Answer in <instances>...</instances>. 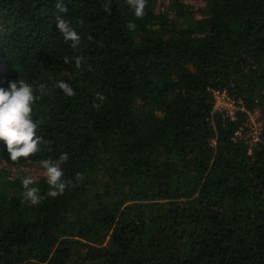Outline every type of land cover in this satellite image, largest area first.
I'll use <instances>...</instances> for the list:
<instances>
[{"label":"trees","instance_id":"16d2710c","mask_svg":"<svg viewBox=\"0 0 264 264\" xmlns=\"http://www.w3.org/2000/svg\"><path fill=\"white\" fill-rule=\"evenodd\" d=\"M171 1L173 18L147 0L138 19L126 0H59L63 13L57 0H0V88L33 86L43 138L15 163L0 142V161L67 152L73 182L49 198L39 177L44 199L29 205L22 179L0 167V264H264V0H205L199 16ZM77 55L81 69L64 63ZM210 88L259 110L251 153L233 138L246 111L212 114Z\"/></svg>","mask_w":264,"mask_h":264},{"label":"clouds","instance_id":"9594fccd","mask_svg":"<svg viewBox=\"0 0 264 264\" xmlns=\"http://www.w3.org/2000/svg\"><path fill=\"white\" fill-rule=\"evenodd\" d=\"M127 5L133 10L136 18L141 19L145 15V8L147 7V0H126ZM57 7L60 12H66L67 9L57 0ZM104 11L110 12L109 5L105 3ZM83 24V21H80ZM56 27L63 36L65 43L70 42L72 49H77L80 45V35L72 26L70 20L61 15L56 17ZM129 29H135V24L129 22L127 25ZM65 64L74 63L75 68L81 69L84 60L80 55L74 57H65ZM91 66L89 65V69ZM45 85L40 84L37 89L41 95L44 94ZM55 87L62 90L66 96H74L73 88L64 81H58ZM40 97L35 94L33 86L24 80H13L9 82L8 88H0V142L6 148L9 159L15 163L21 159H28L40 151L42 136H38L37 132L42 121L33 118V104ZM107 97L100 93H96V100L100 103H93V107L99 109ZM69 154L62 152L55 160L45 159L41 162V175L46 179L48 190L46 197L55 198L63 195L69 186H73L71 180L64 179L62 164L69 160ZM75 179L83 181L82 173H76ZM37 180L32 177H25L22 180L21 203L29 205L39 204L43 196L40 194L38 187H33Z\"/></svg>","mask_w":264,"mask_h":264},{"label":"built area","instance_id":"2783aa9c","mask_svg":"<svg viewBox=\"0 0 264 264\" xmlns=\"http://www.w3.org/2000/svg\"><path fill=\"white\" fill-rule=\"evenodd\" d=\"M212 94V110L211 113H220L223 117L230 120L236 118V113L239 110L246 111V119L241 126L234 132V140H242L248 147V153H251L252 148L258 141L262 130V119L259 110L248 111L242 105L241 100L236 99L225 89L210 88Z\"/></svg>","mask_w":264,"mask_h":264},{"label":"rangeland","instance_id":"374dc122","mask_svg":"<svg viewBox=\"0 0 264 264\" xmlns=\"http://www.w3.org/2000/svg\"><path fill=\"white\" fill-rule=\"evenodd\" d=\"M182 2L186 5H189L194 16H199V9L204 6L205 0H182ZM154 11L158 12H167L168 16L173 18V8L171 0H157ZM41 162H26L23 165L19 166H9L5 162L0 161V167L6 165L10 175L12 177H19L22 180L25 177H32L33 179H38L39 177H43L41 175L42 168Z\"/></svg>","mask_w":264,"mask_h":264}]
</instances>
